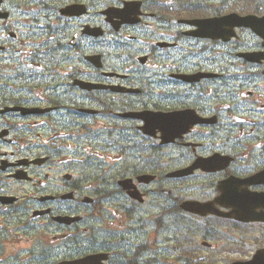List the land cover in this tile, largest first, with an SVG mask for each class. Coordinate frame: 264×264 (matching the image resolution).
Returning a JSON list of instances; mask_svg holds the SVG:
<instances>
[{
	"label": "flooded vegetation",
	"instance_id": "obj_1",
	"mask_svg": "<svg viewBox=\"0 0 264 264\" xmlns=\"http://www.w3.org/2000/svg\"><path fill=\"white\" fill-rule=\"evenodd\" d=\"M230 12L229 0H0V264L8 233L24 231L36 240L32 264L98 252L106 264H151L150 221L179 264H200V249L225 252L219 264L258 252L264 264V219L181 207L214 202L228 213L218 181L264 169V57L242 55L264 52V40L230 18L196 22ZM216 155L231 160L217 171L167 175ZM115 173L131 177L128 191L141 199L118 186L121 196H109L118 203L115 223L104 227V194L114 187L95 176ZM195 173L221 177L201 196H170L166 182ZM144 174L153 180L139 182ZM191 187L180 190L198 189ZM238 190L264 196V184ZM262 204L256 213L264 214ZM198 217L208 235L195 241ZM252 224L259 231L250 251L231 258L249 243L233 225Z\"/></svg>",
	"mask_w": 264,
	"mask_h": 264
},
{
	"label": "rangeland",
	"instance_id": "obj_2",
	"mask_svg": "<svg viewBox=\"0 0 264 264\" xmlns=\"http://www.w3.org/2000/svg\"><path fill=\"white\" fill-rule=\"evenodd\" d=\"M229 1H230L231 9L234 10L235 12L238 10H242V11H246L247 13H256V12L264 13V0H229ZM241 39L255 42V38L252 37L248 33L246 34L243 33V35L241 36ZM229 133H232L235 135L237 134V130L236 129L231 130L229 131ZM215 141H216V144L220 143L222 141V137L216 138ZM186 160L187 159L181 160L182 165L187 163ZM173 165H174V162H170L169 165H166V168H169ZM252 169L254 168H250V170L247 171L246 173H250ZM88 177H93V176L91 175ZM95 177H99L102 179L101 182L103 186H105V188L114 187V190H108V189L105 190L104 197H108V198H107V201L106 200L104 201V207H103V210L101 211L102 213H100L104 221L103 226L107 227L108 226L107 222L115 223L114 222L115 221V207L118 204L117 202H112L110 197L111 195L115 194V199H117L116 193H119L117 194V197L121 196L120 195L121 192L115 193V190L121 191L116 181L117 179L124 177V175L115 173V174L96 175ZM126 177H129V176L126 175ZM220 177H221L220 173L214 174V175L195 173L191 177H186V179L185 177L181 179H174L172 180V182H170L169 180V182H166V185L174 186L175 190H172V194L170 195L173 198H178L180 196L195 198L198 195L201 196L202 193L206 194L205 192L208 186H214V184H216V182L218 181ZM115 186H117L116 189H115ZM182 186H193L191 188H198V189H192L191 191H183V190H180ZM201 186L204 188H202ZM157 203H158V200H157ZM24 218L26 222L30 220L32 217H30V215H28L27 213L24 216ZM192 221L196 225L195 226L196 235L194 237L195 241L204 239L203 236L206 237L208 233H206L204 228H200V226L204 225L206 220H203V218L198 217L196 219L194 218ZM150 223H151L150 241L152 242L150 245V249H151L150 252H151V258H152L151 264H179L178 262H180V260H178V253L176 252L175 254H171L173 253V251L172 252L166 251L164 248L163 242L165 239L164 237L165 234L162 231V229L159 228V226H155L152 221H150ZM237 227L238 228H236V226L233 225V228H234L233 230L236 231L239 229V235H242L244 233L249 243H247L248 245L246 247L247 252L242 253L240 255L232 254L231 258H240V257H243L244 255H247L251 248L248 246L250 243H254L255 241L254 238L257 232L259 231V227L256 224L248 225V226L241 227V228H239V226ZM5 241L7 242L4 243L3 250L6 256V260H5L6 264H18L15 261L16 257H24L23 264H32V261H28V259L32 257H36V251H35L36 240L33 237V232L24 231L21 234H19V236H13L12 234L8 233L7 237L5 238ZM198 253H199L198 254L199 256H197L196 258H198L199 262H206V263H213V264H219L216 261L219 259H223L226 256L225 252H222V251L212 252V251L204 250V249H200ZM175 256H176L177 261L175 260ZM13 259L14 261H12Z\"/></svg>",
	"mask_w": 264,
	"mask_h": 264
},
{
	"label": "water",
	"instance_id": "obj_3",
	"mask_svg": "<svg viewBox=\"0 0 264 264\" xmlns=\"http://www.w3.org/2000/svg\"><path fill=\"white\" fill-rule=\"evenodd\" d=\"M122 10L124 9H121V11ZM224 18H230L232 20V24H231L232 26L242 25V26L250 27L256 33H259L264 37V16L257 17L252 14L241 16L236 13H232L222 18L204 19V20H201L200 22L218 21ZM244 55L250 61L260 60L261 57H264L263 55L256 54V53H246ZM143 119L145 118L143 117ZM163 141H169V140L167 137H164ZM228 162H229L228 157L223 158L219 162H218V159H213V158L209 160L198 158L190 166L179 169V170H175L167 175L168 176L187 175L189 173H192L193 170L196 168H201L202 170H206V171H214V170H218V169H222L226 167ZM152 178L153 176L150 174L138 176V180L144 181V182H148ZM118 184L121 185L124 189H126L131 197L139 198L138 191L136 189L128 191V189L131 186H133L130 178L121 179L118 181ZM257 184H264V169L256 173H253L249 176L243 177V178L229 176L219 181L217 186L223 189V192L221 193L220 196H222L223 194L222 197L226 198L225 203L223 204H225L226 206H231V210L228 213H220L215 207L212 206L214 205V202H211L212 204L211 205L208 202L200 203L196 201L186 200L181 204V207H183L186 210L197 212L200 214L218 213V214H223V215H230L235 218L241 219L243 221L264 219L263 213H256V211H254L256 206L258 205L260 200L264 198V196H262L258 192H253V191L248 192L247 191L248 192L247 193L246 191L238 190L239 186H250V185H257ZM229 189H231L230 197L224 193L225 191ZM217 199L219 198H216L215 200ZM101 258H102V254H93V255H86L78 259L63 260L57 264H101V261H100ZM257 258H258V252L254 254L253 258L250 261H237L232 264H257ZM203 264H210V263H203Z\"/></svg>",
	"mask_w": 264,
	"mask_h": 264
}]
</instances>
